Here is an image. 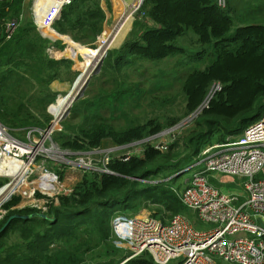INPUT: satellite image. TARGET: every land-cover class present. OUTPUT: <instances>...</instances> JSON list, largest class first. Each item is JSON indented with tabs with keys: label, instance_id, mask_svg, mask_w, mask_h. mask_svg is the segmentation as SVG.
Instances as JSON below:
<instances>
[{
	"label": "trees",
	"instance_id": "1",
	"mask_svg": "<svg viewBox=\"0 0 264 264\" xmlns=\"http://www.w3.org/2000/svg\"><path fill=\"white\" fill-rule=\"evenodd\" d=\"M29 5V0H0V123L16 136L30 127L47 128L53 120L48 108L58 95L52 84L77 77L73 61L50 56L48 50L60 48L62 41L42 37ZM103 5L112 12L111 0H73L54 29L80 44L78 51L97 49L107 21ZM23 14L7 40L4 23ZM125 19L130 23L129 16ZM173 59L171 71L160 69L155 79L147 75V64ZM156 79L166 88L169 79L179 86L177 97L154 99L153 106L162 110L181 99L182 115L132 116L142 96L150 95L145 85ZM212 91L209 107L183 128L168 151L146 143L140 156L112 159L113 174L84 172L70 196L49 204L46 218L14 220L0 234V264H122L131 253L115 245L112 222L143 210L165 224L177 215L192 221L194 213L181 199L186 188L181 178L191 170L176 175L195 165L206 149L241 137L264 117V0H226L225 8L218 0H144L125 41L107 51L54 141L63 150L82 153L153 138L196 113ZM211 174L210 185L220 190L226 183ZM4 183L0 180V189ZM19 203L14 198L5 205L0 230L11 216L41 214L35 208L13 209ZM124 264L157 263L146 252Z\"/></svg>",
	"mask_w": 264,
	"mask_h": 264
},
{
	"label": "built area",
	"instance_id": "2",
	"mask_svg": "<svg viewBox=\"0 0 264 264\" xmlns=\"http://www.w3.org/2000/svg\"><path fill=\"white\" fill-rule=\"evenodd\" d=\"M72 1L29 0V10L42 37L53 43H65L62 38H54L45 31L50 30L59 36L54 26L60 20L64 8ZM143 2L144 0H135L131 5L133 14L138 12ZM218 2L220 7H226V0ZM23 20L24 15L4 23L7 40L13 37ZM65 37L71 39L69 36ZM48 51L50 55L60 54L54 47ZM214 89L219 91L221 88L217 85ZM214 92L212 91L193 117L209 107ZM60 118L55 117V121L47 128L30 127L19 130L17 132L20 136L0 125V178L7 177L11 180L0 192L11 185L14 187L15 184L8 202L25 184L28 187L38 185L36 190L29 193L31 204L28 203L22 209L31 207L45 213L49 204L61 196L60 193L68 196L73 192L61 186L60 170L64 169V165L84 167V172L113 174L109 169L112 159L123 157L127 161L132 155L140 156L144 152L143 145L154 142V138L160 134L166 141L153 146L155 149L168 151L169 146L177 139V134L191 122L187 119L153 138L129 144L127 147L72 153L61 149L53 139L57 132L62 131L59 123L63 120ZM135 146L142 148L140 154L115 156L121 152L117 149H132ZM50 165L57 169L53 170ZM198 167L202 168L191 179L184 181L186 188L181 199L196 215L197 222L212 225L213 228L199 230L194 225L195 222L180 215L175 216L168 224L154 218L151 212L133 218L117 217L112 222L113 230L123 242V249L131 253L122 264L146 252L153 256L157 264H217V260L229 264H264V117L250 126L241 137L206 149L199 161L184 172L196 170ZM210 173L243 179L245 195H228L214 188L207 178ZM260 174L263 177L257 178ZM38 194L43 198L37 199ZM13 209L21 208L16 206ZM4 213L6 215L7 212L4 210ZM4 215H0V222Z\"/></svg>",
	"mask_w": 264,
	"mask_h": 264
},
{
	"label": "rangeland",
	"instance_id": "3",
	"mask_svg": "<svg viewBox=\"0 0 264 264\" xmlns=\"http://www.w3.org/2000/svg\"><path fill=\"white\" fill-rule=\"evenodd\" d=\"M112 2H113V10L111 12L112 13V16L115 19H118L119 16H121V15L123 17L125 16V18L127 16H129L130 17V20H131L130 22H132V17L134 18L135 14L132 13L133 10H131V7H127L128 4L125 1H122L123 2L122 3L120 0H114V1L112 0ZM131 2H132V0H129V3H131ZM117 11H119V12H117ZM25 17H26V13H25ZM128 22L129 21H127L126 19L123 21V24L125 26V29H126V26H128L130 24ZM114 26H115V24L113 23V21H110L107 24L106 29L104 30L105 33L103 32V34L99 38L98 42L96 43V46L98 48H100V43L99 42H101V40H108L109 41V37L113 34V32H111V31H114V34L115 35H114L113 38H114V41L116 40V33L117 32L115 31ZM53 35L56 38H58V37L59 38H62L65 41L66 45H67V47H66V45H64L65 43L62 42L61 45H60V48H56L57 50L60 51V54H54L53 56H54L55 59H57V58L58 59H71V58H69V56H66L65 55L66 52H68V51H76V50H77L76 52H78V56L79 57H73L72 58L73 60H71L74 63V65L72 67V70L77 73V77L75 78V81L74 82L62 83V85H60L59 88H55V91L52 89L55 93L58 94L57 95L56 102L53 105L58 104V101H59V104L51 112V116L53 118L52 122L55 121L54 120L55 117H57L59 119L67 111L68 108H67L66 105H63V103L60 105V103L62 102V100L64 98H69V97L70 98H73V97L75 98L76 95H78L79 93H80V98H82L84 96V94L87 93V89H88V84L89 83L86 84V85L83 84V86L81 88L82 91L77 89L78 83L80 81V78H81L82 74L83 73H86L85 76H84V80H83V83H85L86 80L89 77H90V80H91V77L93 76V74L96 75V74H98L100 72L99 68L97 67L98 64H97L96 68L93 67L88 72H84V71L80 70L79 69V66H78V63L79 62H85V61H87L92 56L91 53L94 52V51L96 52V49H93V51H92L91 48L82 47L78 51L77 45H80V44L75 43L73 40H71V39H69V38H67V37H65L63 35H60V34H59V36L57 34H53ZM191 36H193L192 33H191ZM188 37L191 38L190 36H188ZM62 47H64V49ZM109 48L110 49H114L113 46H109ZM176 63H177V60L176 59H173V60L161 62L159 64H154V63L147 64L144 68L148 71V72H146L147 75L149 76V74H150L153 77V74H156L157 72L161 71L160 69H162L164 71H171ZM169 76H170V74H169ZM90 80H89V82H90ZM155 82H158V85H155ZM169 82H170V84H168V85H170L169 88H166L165 86H167V85L159 82V80L153 81L151 83L148 82L149 88L146 85H145V87L147 88L146 89L147 91L150 90V95L147 93V94H144L142 96V98L140 100V105H138L137 107H133V109H132V111H133L132 116L141 117V119L144 120L146 118L153 117L154 114H156V113L161 114L163 116H172V117L182 115L183 114L182 112L184 110V104L181 102V99H179L175 103H170V104L166 105V107L164 109H162V110H160L157 107L153 106V100L154 99H157L159 101V100H163L164 98H169L170 99V98H172V96L173 97H177L179 83H174L173 79H171V80L169 79ZM159 86H161L162 88H158ZM51 88H52V86H51ZM149 104H151V105H149ZM51 106H49V108H48V113H49V109H50ZM69 107H70V105H69ZM70 113H71V111H70ZM69 116H70V114L67 117H69ZM189 117H187L186 119L182 120L181 122L187 120ZM78 121H80V119L76 120V122H78ZM190 123H192V122H189L188 124H190ZM59 126H61V123H59ZM183 131H184V129H182L177 134V136L179 137L182 134ZM160 135L157 136V138H154L155 139L154 142L152 141V143L154 145H157L160 142L166 141V139H163ZM111 148H113V146L111 144H106V145L103 146V148H101L99 150H101V151H108ZM132 149H126V148H124L123 150H122V148L121 149H117V151L121 150V152L119 154H116L115 156H119V155L123 156V155H126V154H134V153L135 154H140L142 152V148L139 147V146H135V148L132 147ZM100 155H98V157ZM70 159L73 160L72 158H70ZM49 167L52 168L53 170H56L57 169V167H54L53 165H50ZM89 167H90V165H89ZM93 168L95 169V167H93ZM83 169H85V168L84 167H79V166H76L75 168H73L72 166H69L68 164L67 165H64V169L63 170H60V173L63 175V177H61V186L64 189H71L74 192L75 186L83 178L82 176H83L84 171H85ZM187 169H185V170H187ZM196 171H198V170L197 169L196 170H191V171L185 173L182 176L183 179L181 178V181H185L187 179H191L192 176H193V174ZM208 177L209 178H214L215 180H217V181H219L221 183H226L220 189L222 193H225V194H228V195H237L239 197H243L245 195L244 194V190L242 188V185H243L244 180L243 179H240L239 177H231V176H228V175H221V174H218V173H213V174L209 175ZM0 180H3V182H5L4 183L5 185L6 184H9L10 181H11L7 177L0 178ZM37 188H38V185H34L33 187H28V188L27 187H23L22 190H19L18 193H15V195H13L10 198L9 201L11 202L14 198H20V203L17 206L22 209L23 207L27 206L28 203L31 204V200H30V197H29V193H31L33 190H36ZM28 189H30V190H28ZM175 189H177V188L175 187ZM10 194L11 193H8V190L7 189L5 191H1L0 192V206L5 201H7V198H8V196ZM60 194H61V196H59V197L64 196V193H60ZM70 195H68V196H70ZM33 198H35V196ZM42 198L43 197H39V194L37 195V199H42ZM242 200H244V199H242ZM7 203H9V202L7 201L6 204ZM58 203H59V198L58 199H55V204L58 205ZM6 204H4L2 206V208L0 209V211H1V214L0 215L1 216H3L5 214L4 213V207H5ZM27 208H31V207H27ZM47 212H45V213L42 212L41 214H44L45 215ZM148 213H149L148 210H143V211H140V213L138 215H135V216L148 215ZM135 216L128 217V218H133ZM192 222L193 223L195 222L194 225L199 230H202V231L203 230H209V229H212L213 228L212 225H209V224H201V223L197 222V218L194 215H193V218H192ZM113 232L115 234V239H116V242H115L116 244L115 245L122 250L124 248V244L120 240V238L117 236V233H115L116 231L113 230ZM123 250H125V249H123ZM94 255L95 256H98L99 254L98 253H95ZM216 262H217V264H229V263L222 262L221 260H217Z\"/></svg>",
	"mask_w": 264,
	"mask_h": 264
},
{
	"label": "bare ground",
	"instance_id": "4",
	"mask_svg": "<svg viewBox=\"0 0 264 264\" xmlns=\"http://www.w3.org/2000/svg\"><path fill=\"white\" fill-rule=\"evenodd\" d=\"M122 11V10H121ZM117 12H119V11H117ZM124 18V17H123ZM117 21V20H116ZM118 23V22H117ZM122 23V22H121ZM127 27L128 26H126V29H127ZM125 29V26H124V24H122V26H120L118 29H116L118 32H119V35H120V37L121 36H123L124 35V33L127 31ZM108 40H101V42H99V43H105V42H107ZM78 47V46H77ZM82 47H85V46H82ZM92 51H93V49H91ZM97 52V53H96ZM96 52L94 51V52H92L91 54H92V56L87 60V61H85V62H79L78 63V66H79V69L80 70H82V71H84V72H88V71H90L93 67L94 68H96V66H97V64H98V61H99V59L101 58V56H102V51H99V50H96ZM66 56H69V58H73V57H79L78 56V52H76V51H68V52H66V54H65ZM85 74L86 73H83L82 74V76H81V78H80V81H79V83H78V87H77V89L78 90H81V88H82V86H83V80H84V76H85ZM94 75V74H93ZM76 89V90H77ZM77 90V91H78ZM79 93V92H78ZM70 98V97H69ZM64 98V100L61 102V104L63 103V105H66L67 106V108H69V105L71 104V102H72V100H73V98ZM60 104V105H61ZM59 105V106H60ZM50 112H51V110H50ZM51 114V113H50ZM1 173L2 174H5V172H3V171H1ZM6 175V174H5ZM25 187H28V185L27 184H25L24 185ZM10 187H12V189H13V191H14V187H15V184H14V187H13V185H11Z\"/></svg>",
	"mask_w": 264,
	"mask_h": 264
},
{
	"label": "crops",
	"instance_id": "5",
	"mask_svg": "<svg viewBox=\"0 0 264 264\" xmlns=\"http://www.w3.org/2000/svg\"><path fill=\"white\" fill-rule=\"evenodd\" d=\"M114 1V0H113ZM121 2L122 1H125L128 5H127V7H131V5L135 2V0H132V2L131 3H129V0H120ZM111 3H112V10H113V2H112V0H111ZM123 3V2H122ZM103 7H104V9H105V11H106V15H107V21H106V24H105V26H104V30L106 29V26H107V24L110 22V21H113V23L115 24V26H114V28L118 25L119 27L120 26H122V24H123V21L125 20V17L123 18V16L121 17V16H119V18L118 19H115L113 16H112V13L111 12H109L108 11V9H107V7L105 6V5H103ZM24 15V14H23ZM117 20V21H116ZM131 21V20H130ZM118 22V23H117ZM122 22V23H121ZM133 22H134V18L132 17V22H130V26H129V28H128V30L124 33V35L123 36H121L120 37V35H119V32L116 30V40L114 41V31H111V32H113V34L109 37V41H107V42H105V43H100V47L101 48H104L105 46H113L114 47V49L116 48H120V46L123 44V42L125 41V38L127 37V35L129 34V32L132 30V26H133ZM118 27V28H119ZM105 33V32H104ZM72 40V39H71ZM111 40V41H110ZM96 50H99V49H96ZM59 51V50H58ZM102 54H103V52H102ZM54 54H51L50 56L52 57V58H54V56H53ZM58 59V58H57ZM70 60V59H69ZM62 83H67V82H58V81H56V82H54L53 84H52V89L55 91V88H59V86L60 85H62ZM195 215V214H194ZM196 216V215H195Z\"/></svg>",
	"mask_w": 264,
	"mask_h": 264
},
{
	"label": "water",
	"instance_id": "6",
	"mask_svg": "<svg viewBox=\"0 0 264 264\" xmlns=\"http://www.w3.org/2000/svg\"><path fill=\"white\" fill-rule=\"evenodd\" d=\"M125 17V16H124ZM118 25L115 27V31H116V29H118ZM106 47V46H105ZM98 48L99 49V51H102L103 52V54H102V56H101V58L99 59V61H98V68H99V70L101 69V67H102V64H103V62H104V59H105V57H106V54H107V51L110 49L109 48V46L108 47H106V48ZM72 60V59H71ZM89 80H90V77L86 80V82L84 83V85H86V84H88L89 83ZM82 91V90H81ZM80 98V93L78 94V95H76V97L75 98H73V100H72V102H71V104H70V107L67 109V111L61 116V118H60V120H64L69 114H70V109H71V107H72V105H73V103L77 100V99H79ZM193 115L194 114H192L188 119H190L191 120V122L192 121H194L197 117H198V115H197V117H193ZM0 125H2L1 123H0ZM124 147H127V146H124ZM182 173H184V171L183 172H181L180 174H182ZM180 174H178V175H180ZM178 175H176V176H178ZM175 177V176H174ZM34 217H42V218H46V216L44 215V214H36V215H32V216H23V215H14V216H11L9 219H8V221L6 222V224L3 226V228H1V230H0V234L1 233H3L7 228H8V226L14 221V220H16V219H22V220H30L31 218H34Z\"/></svg>",
	"mask_w": 264,
	"mask_h": 264
}]
</instances>
